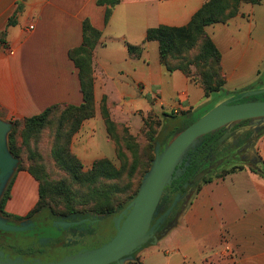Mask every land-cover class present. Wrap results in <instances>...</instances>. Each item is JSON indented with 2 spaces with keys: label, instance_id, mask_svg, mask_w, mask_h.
Returning <instances> with one entry per match:
<instances>
[{
  "label": "crops",
  "instance_id": "obj_1",
  "mask_svg": "<svg viewBox=\"0 0 264 264\" xmlns=\"http://www.w3.org/2000/svg\"><path fill=\"white\" fill-rule=\"evenodd\" d=\"M205 1L121 0L106 22L107 5L98 0H0V34L6 32L0 40V121L32 117L58 103L84 102L79 69L69 52L83 43L85 19L102 31L94 50L97 103L104 95L111 100L117 96L122 108H160L189 117L195 110V97H206L203 87L181 70L168 71L161 61L159 42L146 37L151 27L187 25ZM20 2L23 9L10 25ZM207 31L222 53L228 82L259 60L264 0L242 3L238 15L227 23L208 26ZM128 45L142 46V55H131ZM86 127L105 137L100 115L87 120L82 131ZM255 146L263 161L264 134ZM76 152L82 160L95 159V150L91 156L87 146ZM249 163L203 183L170 230L157 240L170 232L187 234L185 243L169 257L171 264L190 259L194 264H264V177ZM38 193L37 179L21 170L7 208L24 216L36 206ZM226 246L232 250L226 251ZM143 251L140 261L145 264L148 254Z\"/></svg>",
  "mask_w": 264,
  "mask_h": 264
},
{
  "label": "rangeland",
  "instance_id": "obj_2",
  "mask_svg": "<svg viewBox=\"0 0 264 264\" xmlns=\"http://www.w3.org/2000/svg\"><path fill=\"white\" fill-rule=\"evenodd\" d=\"M257 51L259 53L258 62L247 66L244 73L230 79L228 82L226 81L225 86L221 90L212 93L209 97H195V110L189 117L187 113L174 114L160 108L158 110H144V108H137L131 105L122 108L123 105H120V100L116 101L117 96H114L115 100H111L108 96L104 95L100 102L97 103L95 97L93 54L94 115L84 119L78 131L72 136L71 151L80 159L85 171L91 169L96 160L103 158L111 160L116 167L120 168L123 171L122 176L112 182L118 184L120 188L119 196L122 200H126L137 188L140 189L144 179L152 171L156 160L160 157L171 139L181 130L200 119L221 103L264 101L263 43L259 42ZM193 70L194 73L197 71L195 67ZM197 90L200 89L197 88ZM104 106L107 107L110 118L115 123L114 130L116 137L110 134L108 130V125L103 114ZM62 112V109L55 111L49 125L39 135L37 140L31 139L29 145L23 142V126L20 129H16L19 140L18 144L20 146L19 157H16L18 162L14 170L3 182L1 196L2 193L3 196L6 194L12 180L15 182L18 172L21 171L19 169L20 165L33 167L40 175L42 174L45 179L51 182L52 185H50L51 193L48 194L47 198L49 200L48 204L44 205L37 215L30 217L31 219L21 220L16 218L13 215L18 214L8 209L6 204L4 209L10 214L5 215L6 212H4L3 217L0 216L4 222L15 226H22L23 223H32L33 225L23 231H8L0 228L1 242L8 241V243L14 245L12 249L0 242L1 259L14 261L18 264L45 263L58 261L67 256L100 247L109 242L116 234L121 216L128 210V207L135 198L134 196V198L128 199L123 209L108 215H99L93 209H90V204H86L83 199H80L83 195L88 198V188L74 182L71 175L55 161L52 155L57 132L64 122L61 115ZM96 115H100L104 121L105 137L100 135L95 128V132L87 127L82 131L84 123ZM234 124L230 123L222 127L225 129L219 128L207 134L190 148L191 151L196 150L208 136L221 129L223 135L203 153L205 176L217 177L227 170V167L230 166L229 163L240 166L241 164L250 162L249 165L252 168L264 166V152H262V161L260 152L255 146L258 138L264 134V118L251 119L248 122ZM12 127L11 122L10 130L6 134V146L9 150V138ZM104 138L106 139L104 140ZM129 144L132 146V149ZM229 145H233L231 148L235 150V153L227 152L232 155H227L226 153ZM248 145L249 147H246ZM85 146L88 147L89 152L91 151V156L92 150H95L93 153L95 159L93 161L82 160L78 156L76 150ZM231 159L236 160V162ZM246 159H252L253 161H247ZM225 161L230 162L225 165L221 164ZM170 181H172V176L168 180V183ZM62 183L69 185L73 192L77 194V201L70 203L69 197L61 194V190L59 193L54 190L55 186ZM196 191V187L189 183L185 191H180L173 195L170 206L176 203V208L182 212ZM32 194L33 197H37L35 191ZM68 203L73 205L79 211V214L63 215V213L68 211ZM82 210L86 211L82 212ZM70 222L77 225L81 224L82 227L78 228L74 226L69 228ZM171 222L172 220H170L168 226L171 225ZM37 233L40 236L44 235V240L41 238V241H38ZM179 234L170 232L166 238L159 242L157 240L160 234H155L132 255L127 258L125 257L124 263L128 264L132 261L140 260L142 249L146 248L144 251H146L148 256L145 264H171L169 257L174 256L177 249L180 248L179 244H183L187 240L185 231ZM222 243V247H225L227 242L223 240ZM29 244L35 245L37 250H34L30 254L19 252L20 247H25ZM196 259H199V257ZM120 262H116L115 264H120ZM185 264H194V262L190 259ZM195 264H198V261Z\"/></svg>",
  "mask_w": 264,
  "mask_h": 264
},
{
  "label": "trees",
  "instance_id": "obj_3",
  "mask_svg": "<svg viewBox=\"0 0 264 264\" xmlns=\"http://www.w3.org/2000/svg\"><path fill=\"white\" fill-rule=\"evenodd\" d=\"M120 1L121 0H98L99 4L107 5L106 22L109 21L113 8ZM260 1L261 0H206L187 25H160L151 27L147 31L146 39L148 41L156 40L159 42L161 61L168 71L173 72L175 70H181L188 77L195 81H199L205 91L206 97H209L212 93L221 90L225 86L227 79L223 71L222 53L207 31V27L216 23H227L230 19L238 15L242 3L256 4L260 3ZM22 9L23 2H20L15 13L10 17V25L16 22V16ZM5 33L6 32H2L0 34V40L3 39ZM101 37L102 31L94 27L89 19H85L83 22V43L81 46L69 52L70 58L74 60L79 69L84 102L81 105L58 103L48 107L38 115L12 121L13 127L10 132L9 148L14 157H19L20 146L18 144L19 140L16 129H20L21 126H23V142L29 145L31 139L37 140L39 135L42 134L44 129L49 125L55 111L62 109L63 112L61 115L64 122L57 132L56 143L52 149L53 158L71 175L74 182L80 184L82 187L88 188V198L83 195L80 199H83L86 204H90V209H93L99 215H108L123 209L126 201L137 195L139 188H137L126 200H122L119 196L120 188L118 184L112 182L122 176L123 171L120 168L116 167L111 160L103 158L96 160L92 168L85 171L80 159L70 149L72 136L78 131L82 121L94 115L93 54ZM128 51L131 55L140 57L143 53V47L128 45ZM194 67L197 69L195 73L193 72ZM103 114L110 134L116 137L114 130L115 123L110 118L109 111L105 106ZM247 121L248 120H243L240 122ZM222 135V132H215L211 136H208L196 150L189 151L186 154L181 164L176 167L173 173V180L166 187L156 212L162 207L168 208L166 210L167 212L171 208V195L180 189H186V184L193 182L195 176L204 171L202 154ZM130 148L132 149L131 145ZM237 168H243V166H235L229 170H225L217 177H221ZM19 169L30 172L39 183V198L36 206L26 216L12 214L16 218L22 220L37 215L43 209V206L48 204L49 200L47 198L48 194L51 193L50 185L52 184L31 166L26 167L20 165ZM251 169L264 177V166L259 168L251 167ZM213 178L212 176L206 175L200 181L196 182L194 187H196V190H199L203 183L210 182ZM13 184L14 180H12L6 194L0 202L3 212H6L4 208L11 196ZM63 184L64 183L55 186L54 190L58 191V193L61 190V194L69 197L70 203L77 201V194L73 192L69 185ZM68 206V211L63 213V215L79 214V211L73 205L68 203ZM175 207L176 206H174L165 219L170 216ZM83 211L86 210H82V212ZM9 214L10 213L6 212V215ZM165 219L162 223H164ZM70 223V226L75 224L72 222ZM41 238L44 240V237H38V241H41ZM34 250H37V247L33 244L19 248V252L24 254H30ZM128 264H142V262L138 260Z\"/></svg>",
  "mask_w": 264,
  "mask_h": 264
},
{
  "label": "water",
  "instance_id": "obj_4",
  "mask_svg": "<svg viewBox=\"0 0 264 264\" xmlns=\"http://www.w3.org/2000/svg\"><path fill=\"white\" fill-rule=\"evenodd\" d=\"M258 118H264V101L225 102L211 109L171 139L156 160L152 171L144 179L128 210L121 216L117 232L109 242L93 250L70 255L58 261L33 264H115L121 260L120 264H125L124 261L128 256L155 235L160 223L176 205V203L172 205L155 224H152L162 195L172 182L168 183V180L171 176L173 180L176 167L191 151L190 148L199 139L223 126ZM9 130L10 123L0 121V178L3 182L18 162L6 146V134ZM205 174V171L198 173L190 184L194 185ZM32 225V223H23L22 226L10 225L0 218V228L8 231H23ZM0 264L18 263L0 258Z\"/></svg>",
  "mask_w": 264,
  "mask_h": 264
},
{
  "label": "flooded vegetation",
  "instance_id": "obj_5",
  "mask_svg": "<svg viewBox=\"0 0 264 264\" xmlns=\"http://www.w3.org/2000/svg\"><path fill=\"white\" fill-rule=\"evenodd\" d=\"M248 121H250L251 119H247ZM247 121V122H248ZM239 123H241V122H238V123H235L234 125H237V124H239ZM234 127V126H233ZM222 129H225V128H222ZM218 132H221V129H220V131L218 130ZM212 146V145H211ZM210 146V147H211ZM209 147V148H210ZM231 147H233V145H229V147H228V149L226 150V153L227 152H234L235 153V150L234 149H232ZM237 147H239V146H237ZM246 147H249V145L248 146H246ZM208 149V148H207ZM206 149V150H207ZM249 149H251V148H249ZM205 150V151H206ZM225 150V149H224ZM204 151V152H205ZM203 152V153H204ZM227 155H232V154H230V153H227ZM202 158H203V154H202ZM236 159V158H235ZM232 161H235L236 162V160H234V159H231ZM249 161H253L252 159H250ZM228 162H230V161H225L224 163H221V164H223V165H225L226 163L228 164ZM229 165H231V163H229ZM3 181L1 180V178H0V202H1V200H2V198H3V193H2V196H1V192H2V190H3ZM186 189H187V186H186ZM186 189H180L179 191H176L174 194H176L177 192H180V191H185ZM173 193V192H172ZM174 194H172L171 195V198L173 197V195ZM168 208H166V207H162L158 212H156L155 213V216H154V219H153V223L152 224H155L156 222H157V220L166 212V210H167ZM179 210L180 209H177L176 207H175V209L173 210V212L170 214V216L167 218V219H165V221H164V223H162V225L161 226H159L158 228H157V230H156V232H155V234H160V237L164 234V233H166V232H168L167 230H170V227L176 222V219L178 218V216H179V213L181 212V210H180V212H179ZM29 213V212H28ZM3 214H4V212L2 211V209H1V206H0V216L1 217H3ZM6 215V214H5ZM27 215V214H26ZM26 215H24V216H26ZM27 219H31V218H27ZM26 219V220H27ZM170 220H172V222H171V225H169L168 226V224L170 223ZM161 224V223H160ZM40 226H41V224H39ZM78 227V228H81L82 227V225L81 224H74V225H71L69 228H72V227ZM169 228V229H168ZM1 232V231H0ZM164 232V233H163ZM1 235V234H0ZM37 235H40L39 233H37ZM38 237H44V235L43 236H38ZM159 237V238H160ZM0 239H1V236H0ZM2 240H0V242H1ZM3 245H5V246H9V247H11L12 249H13V244H10V243H8V241H3V242H1ZM44 245H45V243H44ZM46 246V245H45Z\"/></svg>",
  "mask_w": 264,
  "mask_h": 264
},
{
  "label": "built area",
  "instance_id": "obj_6",
  "mask_svg": "<svg viewBox=\"0 0 264 264\" xmlns=\"http://www.w3.org/2000/svg\"><path fill=\"white\" fill-rule=\"evenodd\" d=\"M12 52V51H11ZM226 251H231L232 250V248L230 247V246H226Z\"/></svg>",
  "mask_w": 264,
  "mask_h": 264
}]
</instances>
